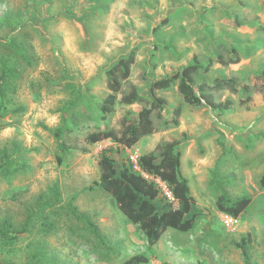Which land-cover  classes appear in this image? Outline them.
<instances>
[{
  "label": "rangeland",
  "instance_id": "1",
  "mask_svg": "<svg viewBox=\"0 0 264 264\" xmlns=\"http://www.w3.org/2000/svg\"><path fill=\"white\" fill-rule=\"evenodd\" d=\"M133 55L128 80L103 117L108 72ZM197 59L201 85L227 111L188 105L178 83L154 81ZM264 0H0V261L8 264H264ZM120 73V72H119ZM136 87L155 131L132 148L86 141L121 130L143 103L125 105ZM105 119V120H104ZM177 141L181 175L199 214L193 230L169 229L156 246L98 186L106 153L121 171L132 157ZM155 203L168 199L159 187ZM225 195L252 203L232 225L217 209ZM244 246L240 248V246Z\"/></svg>",
  "mask_w": 264,
  "mask_h": 264
},
{
  "label": "trees",
  "instance_id": "2",
  "mask_svg": "<svg viewBox=\"0 0 264 264\" xmlns=\"http://www.w3.org/2000/svg\"><path fill=\"white\" fill-rule=\"evenodd\" d=\"M135 63L133 55L121 59L109 72V89L111 95L104 101L102 109L103 117L113 113L117 104L116 94L120 91L122 81L128 80L131 75V66ZM201 69V65L194 62L174 73L171 76L156 80L151 85V92L167 90L178 83V91L185 102L191 106L204 104L211 108L227 111L231 102L218 104L214 100L213 92L233 87V81L218 79L213 85H201L199 93L195 85V75ZM120 72V73H119ZM261 89H264V71L260 77ZM121 102L125 105L143 103L140 92L132 87L129 94L125 95ZM164 99H157L150 104L144 102V106L136 119L123 116L120 119L121 130L98 129L87 135L86 141L95 145L104 141H114L126 148L137 145L143 137L153 134L155 131L152 114L163 110ZM105 120V119H104ZM177 141H168L163 144L160 158L150 154L140 158L139 167L143 174L159 178L166 183L173 194L171 201L162 207V211L155 203L160 190L157 184L147 180L142 174L134 172L130 167L119 170L113 160L104 153L99 161L100 182L98 186L109 193L116 201L120 212L133 224L138 226L145 234L150 247L156 246L164 234L173 229L187 233L194 229L199 214L195 211V200L191 196L188 181L182 177L181 153L178 150ZM264 181V180H263ZM250 197H243L231 201L222 195L217 201V209L233 219H238L251 205ZM244 246H240L243 248ZM145 255H137L125 262V264H146ZM0 264H8L0 261Z\"/></svg>",
  "mask_w": 264,
  "mask_h": 264
},
{
  "label": "built area",
  "instance_id": "3",
  "mask_svg": "<svg viewBox=\"0 0 264 264\" xmlns=\"http://www.w3.org/2000/svg\"><path fill=\"white\" fill-rule=\"evenodd\" d=\"M132 162L134 164V168L137 170V171H140V167H139V160L136 159V157H132ZM152 179L154 180V183L157 184L158 187H162V192L163 194L165 195V197L168 199V201H171L172 198H173V194H172V191L170 189V187L162 182L159 178H155V177H152ZM227 225H232L234 223V220L232 218H228V220L226 221Z\"/></svg>",
  "mask_w": 264,
  "mask_h": 264
}]
</instances>
